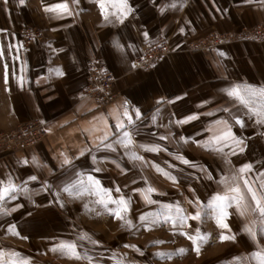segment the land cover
Returning a JSON list of instances; mask_svg holds the SVG:
<instances>
[{"label": "crops", "instance_id": "obj_1", "mask_svg": "<svg viewBox=\"0 0 264 264\" xmlns=\"http://www.w3.org/2000/svg\"><path fill=\"white\" fill-rule=\"evenodd\" d=\"M62 2L71 15L45 11ZM128 3L133 11L123 23L119 10L109 6V23L97 0H25L23 5L0 0V132L26 122L45 130L36 144L0 157V182L18 186L15 199L0 201V209L7 210H0V264L13 260L10 248L26 246L32 232L62 212V199L78 198L63 188L80 174L85 181L94 176L113 199L123 197L128 203L123 213L150 214L147 221L138 218L135 229L163 233L165 226L166 236L180 235L184 245L192 242L185 232H209L221 242L217 227L210 226L209 201L226 191L222 181L227 176L229 183L239 176L264 192V122L226 91L236 84L264 87V0ZM214 30L237 38L212 50L191 48L190 42ZM165 37L174 39L165 58L146 69L133 67L137 56ZM92 60L114 73L115 88L122 93L115 102L104 104L87 93ZM125 101L131 124L123 115ZM118 119L124 129L117 127ZM217 121H227L242 143H216L212 138L223 127ZM123 131L131 133L133 143L127 147L120 142ZM153 146L158 150H150ZM244 164L251 168L240 173ZM165 205L173 206L170 212ZM177 205L188 216L183 224ZM197 211L200 219L193 220ZM100 214L105 221L114 212L102 206ZM207 234L203 243L216 244L208 243Z\"/></svg>", "mask_w": 264, "mask_h": 264}, {"label": "rangeland", "instance_id": "obj_2", "mask_svg": "<svg viewBox=\"0 0 264 264\" xmlns=\"http://www.w3.org/2000/svg\"><path fill=\"white\" fill-rule=\"evenodd\" d=\"M259 27L248 31L247 37L254 35L256 30L260 29ZM212 32L232 35L229 32L214 30L204 37L190 42L191 48L198 51L214 49L217 45L211 49L195 48V45L202 40L208 41ZM232 36L234 39L237 38L235 35ZM244 36L246 37V34ZM169 39L172 43L174 42L173 38ZM4 132H0V134ZM9 155L11 154L4 153L0 157ZM226 178L230 179V176ZM240 184L243 187V183ZM102 189L105 190L104 187ZM244 191L246 192V189ZM85 193L72 200V203L70 200L62 199V212L50 215V223L44 229L32 232L31 242L27 243L26 246L18 245L14 247V250L9 249L12 253L18 254L12 255L13 260L17 261L18 264H24V261H27V264H259L258 259L253 254L257 251H264V230L260 228L259 224L257 225L256 239L242 231L244 226L256 216L250 211L241 216L234 205L228 209L234 208L237 213L229 214L226 217V222L231 229L230 232L227 229H221L213 216H210V226L212 228L217 227L220 234L222 232L227 235L234 234L236 239L220 242L218 239L208 236L207 233L209 232H207L208 243L210 240L211 242L215 240L216 244L213 243L212 246H209L207 243H203V240L199 241L201 246L199 245L200 252L197 254L193 241L184 245L180 235L174 237L169 234L166 236L168 232L165 226H163V233L141 230L140 228L135 229L134 224L138 222L141 215L135 216L134 213L125 214L122 212L123 219H118L115 214H112L107 218L108 220L104 221L100 214L103 205L97 202L98 197L90 193L87 196ZM248 202L252 203L250 199ZM126 221H130L131 224L129 225ZM85 233L90 239L81 238ZM201 234H205V232L201 231ZM93 240L99 243H92ZM67 241L76 243L80 259L72 257L67 250H62L59 247L61 242ZM158 241H162V243H158ZM181 249L186 251L180 252ZM159 252L170 254L171 259H168L167 256H159ZM89 257L91 259H88ZM4 264H10V262Z\"/></svg>", "mask_w": 264, "mask_h": 264}, {"label": "snow or ice", "instance_id": "obj_3", "mask_svg": "<svg viewBox=\"0 0 264 264\" xmlns=\"http://www.w3.org/2000/svg\"><path fill=\"white\" fill-rule=\"evenodd\" d=\"M7 2V0H5ZM19 3L23 5L25 3V0H19ZM97 3L100 7L101 13L106 21L109 23L111 22L109 20L110 12H109V6L112 8H116L119 10V17L121 23H123L124 18H126L132 11L131 5L128 3V0H97ZM175 7V4L172 5ZM45 11H52V12H62L67 15H71V11L69 10L68 4L66 2L53 4L45 7ZM163 11V9H161ZM183 31V29H181ZM144 35L147 37L148 33L145 32ZM120 46V45H117ZM0 55H2V52H0ZM133 67H135V64H133ZM57 75H64L63 71L60 69H56ZM227 94L230 97L235 98L240 104L244 105L250 114H254L258 118V122H264V87H255L252 85H240L236 84L232 86L230 89H227ZM128 102L125 101V109L123 112V115L127 117L128 123L131 124L133 122L132 115L129 113L127 108ZM141 115L140 109L136 108L135 110V116L139 117ZM236 122L239 123L241 126H243V121L239 117H235ZM217 125H223L222 128H218L217 134L213 136V140L218 144H223L225 141L232 140L235 144L239 145L242 143L238 138L235 137V134L232 132L231 127L228 125L227 121H217ZM117 127L120 129H124V123L119 121L117 122ZM101 139L106 140L107 135L102 137ZM123 143L126 147L128 145H131L133 143L131 138V133L128 131H123L122 134V140L120 141ZM105 147L112 148L113 146L111 144H105ZM147 147V146H142ZM152 151H157L158 146L151 147ZM222 150V148L217 149ZM243 151V149H240ZM83 154V153H81ZM135 156V153H133ZM137 159H142V157H136ZM35 159V157L33 158ZM188 161L185 160V163ZM27 163V161H25ZM65 164H70L71 161L67 158L64 160ZM251 168L250 164H244L240 167L239 172L245 173ZM99 171V169H97ZM82 175L80 174L78 178L75 180V182L66 184L63 188V191L67 192L69 195L73 197H79L83 195V193L88 192L90 194H95L98 197V203L102 204L108 211L114 212L115 217L118 219H123L122 212L128 210V203L123 198L120 197L118 199H113L110 194H107L106 190L102 189L100 185V181L97 180L94 176L88 175L87 181L82 179ZM170 179L175 180V177H169ZM30 179L35 180L36 177L32 176ZM243 179L239 176H234L231 178V183H229V179L225 178L222 182L225 185L226 191L221 193H217L216 196L209 201V208L211 209L210 215L213 216L216 220V223L221 229H227L229 232L231 231L229 224L226 222V217L229 215L227 209L234 205L237 210H239V213L241 216L246 215L249 211L252 212L256 218L251 220L249 224L245 225L242 231L249 235L251 238L256 239L257 237V225L259 224L260 228L264 230V192H258L256 189L253 188L252 184L247 180L243 179V187L240 184V180ZM261 188H264V183L261 184ZM18 189V186L9 181V183L4 186L2 182H0V201L4 200L6 197L15 199V195H12L14 191ZM246 189V192L244 191ZM149 191H156L154 188H149ZM198 199V198H197ZM252 202L249 203L248 201ZM109 202L116 205L115 209L109 208L108 204ZM62 206V205H61ZM172 205H165V208L169 210V212L172 209ZM3 211H7L6 209H0ZM176 213L180 216V222L183 224L187 219L188 216L184 215V210L180 208L178 205L176 206ZM150 215V214H149ZM201 212L197 211L194 216L191 218L193 220L200 219ZM142 220H148V215H142L140 217ZM131 224L130 221H126ZM173 223H175V219L173 220ZM145 227H148L147 224H145ZM10 230L16 234L19 235V232L16 231L15 225L9 226ZM184 235H187L190 240L193 241L195 245V251L197 254L200 252L199 247V241L206 239V234H201L199 231L196 235H189L187 232L184 233ZM82 239L88 240L90 237L85 233L81 237ZM220 240H235V235H227L223 232L220 234ZM92 243H99L98 241H91ZM158 243H162V241H158ZM62 250H67V252L74 258L80 259V254L77 250V245L75 242L67 241V242H61L59 246ZM135 247V246H130ZM55 250V249H54ZM180 252L186 251L185 249L179 250ZM3 255V251L0 250V256ZM13 256L18 255L16 253H12ZM159 256L165 257L167 256L168 259H171V255L159 252ZM255 258L258 259L259 264H264V251H257L253 254ZM88 259H91L90 257ZM10 264H18L17 261L12 260ZM24 264H27V261H24Z\"/></svg>", "mask_w": 264, "mask_h": 264}, {"label": "built area", "instance_id": "obj_4", "mask_svg": "<svg viewBox=\"0 0 264 264\" xmlns=\"http://www.w3.org/2000/svg\"><path fill=\"white\" fill-rule=\"evenodd\" d=\"M32 36L28 35V39ZM207 40H202L195 45L196 49H211L225 41L234 39L232 35H222L212 32ZM173 48L169 38H161L156 43L148 46L144 52L134 59L136 68H149L154 62L165 58ZM88 84L87 93L94 96L104 104L115 102L122 93L115 88L116 77L114 73L100 60H92L87 66ZM45 130L36 122H26L18 128L0 134V155L12 154L15 150L30 147L39 142Z\"/></svg>", "mask_w": 264, "mask_h": 264}]
</instances>
